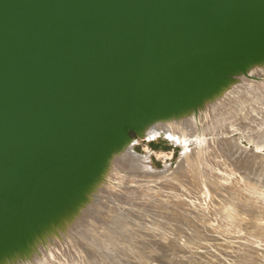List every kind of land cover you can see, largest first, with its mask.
<instances>
[{
  "label": "rangeland",
  "instance_id": "rangeland-1",
  "mask_svg": "<svg viewBox=\"0 0 264 264\" xmlns=\"http://www.w3.org/2000/svg\"><path fill=\"white\" fill-rule=\"evenodd\" d=\"M172 14L136 33L116 68L131 69V86L106 101L143 125L197 134L200 174L139 176L100 137L106 104L19 95L0 107V264H264L250 251L264 246V160L244 149L264 145V0H192ZM251 84L257 101L233 97ZM130 135L156 167L175 168L167 137Z\"/></svg>",
  "mask_w": 264,
  "mask_h": 264
},
{
  "label": "bare ground",
  "instance_id": "bare-ground-1",
  "mask_svg": "<svg viewBox=\"0 0 264 264\" xmlns=\"http://www.w3.org/2000/svg\"><path fill=\"white\" fill-rule=\"evenodd\" d=\"M168 1L169 0H161V2H160L158 0H151L149 2H146L145 0H119V2L117 4H116V2L107 3V4H105V6H106L105 9H103L98 14H96L95 18L92 17L93 24L90 26H88V25H86V26H88V28H90L91 31L93 33H96V35H97L99 32H101L103 30L104 27L108 26L112 20H114L118 17L119 14H116V13L119 12L120 9H132L135 7H143V8H146L144 10L149 11V12H147L146 16L152 18V20H148L147 24H151V26L153 28H156V27L160 26V23L162 21H164V18L160 19L159 17H167L171 13L170 9L167 7ZM152 8L153 9L156 8V10H157V8H160L159 11H161V12H159V11L154 12L156 10H153ZM159 13H162V15H158ZM95 19H96V21H95ZM137 21L138 20L133 16L131 18H125L119 24L113 26L112 29H114L115 31L113 30L114 32H111V34L116 35V37H118V39H117L118 46L117 47L111 45L112 47H107V46L106 47H103V46L95 47L94 46L91 48L90 46H92L95 43V41H94V37H90V39H88V40H84V41L77 43L78 47H76L77 45L75 47L74 46L65 47L59 51H56V48H54L55 46L52 42L53 40H50L51 41L50 44H46V46L45 45L42 46L41 44L44 43L43 40L39 39L36 36L40 35V36H42V38H45L47 40L51 39L52 36L60 37L61 36L60 31H62L61 29L60 30L59 29H41L39 32L33 33L30 31H27L25 29H21V28H18L16 26L9 25L4 30H0V91L10 90L11 88L16 87L19 84V82L21 81V79L24 77V75L28 73L29 69L36 68L40 65H44L45 63H48L50 61L52 62V60H54L56 58V55L59 54L60 51H63V50L69 51L70 50V51H73L74 56L77 57V61L79 60L78 62H73L70 64L71 65V69H70L71 75L70 76L72 78L67 79L64 76L62 77V76L54 75L56 77L49 76L48 77L49 79L47 80L46 77L48 74L50 75V73H48L47 75H42V79L44 78L47 81H49V83H50L48 88H46V90L42 93V97H45L46 95H49L50 93H53L54 90H58L57 85L61 84L62 86H64V88L69 90L68 93L71 95V98H73L75 100V103H77L78 100L80 101V100L85 99V98L90 101L89 104L91 107L92 106H99L103 103V104L108 105V108L104 109V112L108 111V114H109L111 109L113 110V108H114V107H112L110 109V107L112 105H115L116 101H115V99H113L112 101H106V99L113 93H118V94L125 93L127 91V89L130 88L131 83H132L131 69H129L128 67H126L125 71L120 72V70H118V72H120V78H116L115 76H116V73L118 74L116 68L120 67L119 62H121L118 57H126L128 55L127 44L129 42L126 44V42H127L126 38H127V35H129V34H128L126 29L133 30L135 27V24L138 23ZM86 23H87V21H86ZM110 31H111V29H110ZM65 32L67 33V31H65ZM129 37H131V35ZM252 41H253V38L250 40L251 44L253 43ZM37 49H39V50H37ZM216 51L220 52L221 50L218 49ZM90 55L91 56H93V55L99 56L98 57L99 61H97L96 63H94L93 61L90 62V59H89ZM215 63H216V59L214 60V62H212V59H210V66L209 67L211 69H213V66L214 67L216 66V65H214ZM221 63L223 64V67H228L229 65H231V63L229 61L227 62L226 60L222 61ZM221 66L222 65L220 64V67ZM185 74L192 77L191 72H189L188 70H185ZM223 85H227V83L223 82ZM233 87H234V94H233L234 98H237V99L239 98V100H242V98H245V96H251V98L254 99L255 101H257L260 98L259 90H258L257 86L254 84H251L250 87H248L244 90L240 89V87H238L236 85H233ZM236 87H238V88H236ZM220 88H219L220 91H222L220 94L225 92L223 87H220ZM37 90L38 89L34 87L33 89L31 88L30 90H28V93H31V92H34ZM35 117H36V114H34V113L29 115L30 119H34ZM121 120L125 121L127 119H125V117H123V118H121ZM134 121L136 124H138L137 127H138V129L140 131V135L142 137H144L148 140H152V139H155V137H156L155 135L159 133L160 137H162V138L167 137V139H169L173 144H179L182 147L183 158L180 161V164H181L180 167L178 169H176V172L178 174L182 175L184 178L192 179V177H195V173H197V174L199 173L198 172L199 169L197 170V167L199 164L196 165V162L201 160V154L198 153V150H189V144H191L193 141L190 138L197 137V136H195L197 134H194L193 132H189V131L188 132L183 131V130L182 131H178V130L175 131V130L170 129V128H168L169 130H165L163 132V130H161V128L143 125L145 123H140L136 120H134ZM238 121H239L238 118H235V122H238ZM104 122H105V119H104ZM171 124H175V123L171 122ZM20 128L21 127H19V130H20ZM16 130L19 131L18 129H16ZM242 138H243V136H240L238 139L233 140L234 144L244 146ZM208 141L209 140H206L204 137L200 138L199 139V148L201 149L202 146L205 145V143H208ZM218 141H220V140H218ZM222 141H224V138ZM225 141H227V140H225ZM253 141L251 139H249L248 143L252 144L251 142H253ZM254 143H256V141H254ZM244 147H245L244 148L245 151H247V152L250 151L255 156H258V157L262 158V160H264V153H263L264 145H260V144L256 143V146H255L256 148L254 150H251L250 147L249 148L246 146H244ZM203 148H205V146ZM232 150H234V149H232ZM148 156L145 155V160H148ZM199 163H201V162H199ZM169 175H171V174H169ZM187 179H186V181H187ZM181 182H183V181L181 180ZM189 182H190V180H189ZM249 193H250V191H249ZM262 200H264V198ZM127 219H128V217H127ZM125 222H127V221L125 220ZM119 223H120V221H119ZM117 225H118V222H117ZM135 237H137V236L135 235ZM263 237L264 236H262L260 239L262 240ZM138 242H140V241H138ZM255 246H257V245H255ZM141 247H142V244H141ZM252 250L253 251H258V250L261 251L262 250L261 252H263L264 246L261 245V246H259V248L253 247L250 249V251H252ZM235 251H236V249H235ZM242 255H244V253H242ZM100 258H102V257H100ZM100 258H99V260H100ZM252 261H253V259H252ZM210 262H212V261H210Z\"/></svg>",
  "mask_w": 264,
  "mask_h": 264
},
{
  "label": "water",
  "instance_id": "water-1",
  "mask_svg": "<svg viewBox=\"0 0 264 264\" xmlns=\"http://www.w3.org/2000/svg\"><path fill=\"white\" fill-rule=\"evenodd\" d=\"M145 1L149 2L151 0ZM158 1L161 2V0ZM191 1L192 0H169L167 3V7L170 9L171 13L167 17L159 18H164V21L169 22L170 20L168 18L173 16L172 13L173 11H175V9L182 7L183 5H187L191 3ZM111 2H116L117 4L119 0H0V30H4L9 25H13L33 33H37L41 29H61L62 31H60V37L52 36L51 39L47 40L45 38H42V36L40 35L36 36L39 39L43 40L44 43L41 44L42 46L50 44V40H53L52 42L55 46L54 48H56V51H59L65 47H75L77 43L88 40L90 39V37H94L95 41V43L90 46L91 48L94 46L117 47L118 37L111 34V32L115 31L114 29H112L113 26L119 24L125 18H131L134 16L138 20V23L135 24L133 30L126 29L129 34L126 38V44L129 42L127 44L129 54V49L131 47L130 41L134 40L136 33L140 29H143V27L153 28L151 24H147L148 20H152V18L146 16L147 12L149 11L144 10L146 8L143 7L120 9L119 12L116 13L119 14L118 17L112 20L108 26L104 27L103 30L96 35V33H93L91 29L88 28V26L93 24L92 17L95 18L96 14L106 8L105 4ZM153 10H156V8H154ZM159 10L160 8H157V10L154 12H158ZM158 15H162V13H159ZM162 22L160 23V25L162 24ZM65 31H67V33ZM130 35L131 37H129ZM76 47H78V45ZM98 57L99 56L97 55H90V62L93 61L94 63H96L97 61H99ZM118 58L121 61L119 62V66L125 64V61L122 60L125 57ZM78 61L77 57L74 56L73 51L63 50L56 55V58L52 60V62L50 61L48 63H45L44 65L29 69L28 73L24 75V77L16 87L11 88L10 90L0 91V107L2 106L4 108H9L13 106V104L17 101L19 95L26 96L28 90H30L31 88L33 89L34 87L38 90L28 93V95L30 96L32 93L37 95L36 93H40L42 97V93L50 85L49 81H47L49 79L48 77L56 75L71 79L72 77L70 76V64ZM48 73H50V75ZM42 75H47V80L44 78L42 79ZM57 88L59 91H63L65 94L71 97V95L68 93L69 90L64 88V86H62L61 84L57 85ZM53 93H50L45 97L53 96ZM110 112L109 115L107 111L108 115L105 114L107 116H105L104 118L105 122L103 119L101 122L104 123L100 124L102 127V133L100 134V137L106 140V145L107 143L109 144V141L111 144H109L110 147L107 145L108 151L111 150L110 152H112V150H114L116 154H119L121 158L127 161L128 165L135 168V171H138L139 176H147V174L150 172L157 175L169 173V171H171L172 173L176 172V169L180 167V161L183 158V149L179 144H173L172 142H168L164 138L156 141H151H167L169 145L173 149H177L179 153V158L176 161L175 168H173V164L167 167L158 168L151 161V155H147L148 160H145L146 154H141L136 151V145L138 141L130 135V131L134 130L139 137L140 131L137 127L138 124H136L133 120V118L135 117H132L126 112H123L120 108H113V110L111 109ZM123 116H126L127 120L121 121V118H123ZM26 118L21 121L23 122L24 120H26ZM32 120L33 119H30L25 123V125H21L19 132H23V130L29 129V126L33 124ZM17 129H19V127ZM111 146H113V148H111Z\"/></svg>",
  "mask_w": 264,
  "mask_h": 264
},
{
  "label": "trees",
  "instance_id": "trees-1",
  "mask_svg": "<svg viewBox=\"0 0 264 264\" xmlns=\"http://www.w3.org/2000/svg\"><path fill=\"white\" fill-rule=\"evenodd\" d=\"M130 133H131V131H130ZM153 146H154L155 148H157V146H155V145H153ZM168 148H169V147H167V148H166V147H164L163 149H168Z\"/></svg>",
  "mask_w": 264,
  "mask_h": 264
}]
</instances>
